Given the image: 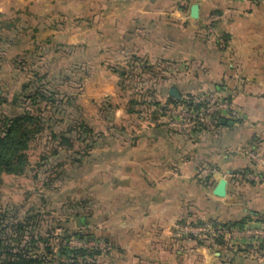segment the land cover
Listing matches in <instances>:
<instances>
[{
	"label": "crops",
	"instance_id": "0c3cea01",
	"mask_svg": "<svg viewBox=\"0 0 264 264\" xmlns=\"http://www.w3.org/2000/svg\"><path fill=\"white\" fill-rule=\"evenodd\" d=\"M101 1L94 6L97 46L138 45L136 60L164 66L162 100L170 87L180 95L208 91L226 99L235 117L212 122V130H176L163 116L131 133L125 147L94 151L95 264H264L243 233L223 247L173 237L188 221L264 224V0ZM195 3L197 20L190 17ZM247 149L262 163L246 157ZM80 177L66 182L88 188ZM221 178L224 199L212 194Z\"/></svg>",
	"mask_w": 264,
	"mask_h": 264
},
{
	"label": "rangeland",
	"instance_id": "374dc122",
	"mask_svg": "<svg viewBox=\"0 0 264 264\" xmlns=\"http://www.w3.org/2000/svg\"><path fill=\"white\" fill-rule=\"evenodd\" d=\"M100 2L0 0V101L5 103L0 107L1 111H10L19 99L22 87L31 75L30 70L46 71L49 86L58 91L59 99H64V94L72 99L65 113L53 114V119L44 124L43 132L29 144L26 151L29 166L25 173L22 176L3 175L0 186V205L3 207L15 206L21 214L36 213L42 207L49 211L54 207L56 210H50L45 217L46 223L52 225L58 220L64 221V217L58 215V203L79 199L81 193L90 197L89 194L92 196L98 189L94 179L95 157L91 161L83 159V166L87 167L83 172L75 169L67 159L68 155L83 149L86 144L73 139L68 144L71 147L67 144L58 147V141L53 140L52 135L64 134L70 120L78 122L75 128L83 122L92 131L90 136L97 140L96 149L111 151L114 146L125 147L129 142L127 137L141 131L148 122H156L155 117L160 114L156 103L168 105L166 100H162L164 76L159 62L136 60L133 56L138 47L136 44L126 42L120 49L108 43L103 47L97 46L94 6ZM86 37L90 39L85 43ZM68 50H73L70 55ZM210 94L202 92V95ZM63 101L66 102L65 99ZM44 115L48 117L51 114L45 112ZM122 137L126 140H120ZM56 150L60 151L59 161L62 162L58 172H74L75 176L86 181L88 188H78L74 180L56 183L59 186L49 185L54 176L45 173L44 165L48 159L55 161L52 153ZM91 209L94 211L97 206L94 204ZM74 222L70 217L69 223L73 228ZM190 222L197 221L185 224ZM205 224L210 223L205 221ZM54 233L60 235L59 230ZM173 237L180 238L177 233ZM219 238L224 244L229 242ZM230 238L235 240L237 237ZM70 241L69 246L74 248L77 245L75 240Z\"/></svg>",
	"mask_w": 264,
	"mask_h": 264
},
{
	"label": "trees",
	"instance_id": "16d2710c",
	"mask_svg": "<svg viewBox=\"0 0 264 264\" xmlns=\"http://www.w3.org/2000/svg\"><path fill=\"white\" fill-rule=\"evenodd\" d=\"M72 51L68 50L67 54L70 55ZM29 73L32 76L30 75L27 83L22 87L21 96L11 106V110L3 112L0 108V186L3 175L22 176L25 173L29 166L26 155L29 144L43 132L44 124L53 119V114H64L68 104L70 102L72 104V99L65 94L63 98L66 102L62 98L59 99L58 91L49 86V76L46 71L30 70ZM194 93V91H186L185 94L180 95L179 101L167 98V104L183 105L189 111H199L201 108H206L205 104L203 106V104L195 105L193 103L192 96ZM4 104V101H0V107ZM156 107L165 109L158 103H156ZM45 112L51 115L45 117ZM163 116L159 114L155 119ZM220 120L228 121L229 119H226L225 116L217 117L214 121L217 127L220 125ZM68 123L69 127L64 131L65 133L60 132L58 136L52 135V139L58 141V147L68 145L73 139L86 144L84 150L78 149V152L67 156V159L77 169L83 166V159L91 161L95 157L92 150L97 148L98 143L96 139L90 136L92 131L88 126H85L86 124L79 122V127L75 128L78 122L70 120ZM200 128L201 126L196 129ZM68 147L71 146L68 145ZM81 153L82 155H80ZM52 157H55V161L50 162L51 160L48 159L44 165L46 166L44 167L45 173L49 172L50 176H54L49 180V185L59 186L56 183L63 184L68 179H79L80 176H75L74 172L62 170L58 172L62 166V162L59 161L61 157L59 150L54 151ZM237 174L241 178L248 175L245 172ZM58 204L59 210H61H57L58 215L64 217V221L61 223L58 220L55 225L45 221L50 210H56L54 207L52 209L50 207L49 211L42 207L43 209L39 208L36 213L21 214L15 206L3 207L0 205V264H95L96 257L100 254L96 248H73L69 246L71 239L94 242L93 234L89 229L93 224L91 208L94 203L92 199L83 196L77 200L68 199ZM70 217L73 218V221L78 219L80 226L75 228L74 222L73 228L69 223ZM249 221L244 219L227 223H218L213 220L208 222L214 228L242 230ZM187 224L196 227L205 224V221ZM187 224L181 223V225ZM56 230L60 231V235L54 233ZM185 238L193 239L196 242L207 241L206 244L217 247L224 246L221 238L210 239L207 236L200 238L187 236Z\"/></svg>",
	"mask_w": 264,
	"mask_h": 264
},
{
	"label": "built area",
	"instance_id": "2783aa9c",
	"mask_svg": "<svg viewBox=\"0 0 264 264\" xmlns=\"http://www.w3.org/2000/svg\"><path fill=\"white\" fill-rule=\"evenodd\" d=\"M160 67V64H159ZM192 101L195 105L203 104L206 108H201L199 111H189L183 105H171L164 106V110L160 109V114H164L167 118L169 125L176 130L201 128L212 130L214 126L215 118L220 115H224L228 119L234 118L235 114L229 111L227 104L215 97V95H193ZM205 104V105H204ZM164 112V113H161ZM208 121V122H207ZM213 122V123H212ZM243 154L251 161H261V155L253 150H244ZM206 173L212 174L213 170L206 168ZM248 179L259 181L260 177L254 179L248 176ZM177 235L179 237L192 236L194 238L209 237L210 239L223 237L226 241H231V236L239 237L243 233V237L249 239L252 252L257 258H264V224H253L251 226L246 225L243 230H225L221 228H214L211 224H204L201 226L190 225H177ZM75 240V239H74ZM71 241H69L70 244ZM76 246L74 248H91L94 247V242H85L75 240Z\"/></svg>",
	"mask_w": 264,
	"mask_h": 264
},
{
	"label": "water",
	"instance_id": "95a60500",
	"mask_svg": "<svg viewBox=\"0 0 264 264\" xmlns=\"http://www.w3.org/2000/svg\"><path fill=\"white\" fill-rule=\"evenodd\" d=\"M190 17L193 20H197L199 17V5L197 3L193 4L190 8ZM168 97L175 101H179L181 96L175 87H170L168 91ZM213 196L218 199H224L227 195V181L224 178H221L217 185L215 186L213 192ZM76 227H79L78 219L75 220Z\"/></svg>",
	"mask_w": 264,
	"mask_h": 264
}]
</instances>
